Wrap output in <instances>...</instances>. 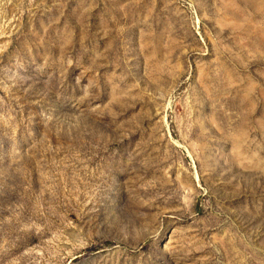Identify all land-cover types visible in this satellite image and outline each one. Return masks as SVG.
<instances>
[{"label": "rangeland", "instance_id": "374dc122", "mask_svg": "<svg viewBox=\"0 0 264 264\" xmlns=\"http://www.w3.org/2000/svg\"><path fill=\"white\" fill-rule=\"evenodd\" d=\"M0 264H264V0H0Z\"/></svg>", "mask_w": 264, "mask_h": 264}]
</instances>
